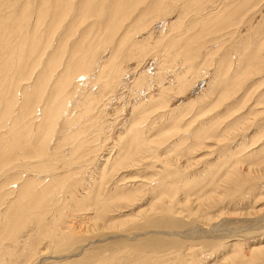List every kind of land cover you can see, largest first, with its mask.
I'll return each instance as SVG.
<instances>
[{"label": "bare ground", "instance_id": "6f19581e", "mask_svg": "<svg viewBox=\"0 0 264 264\" xmlns=\"http://www.w3.org/2000/svg\"><path fill=\"white\" fill-rule=\"evenodd\" d=\"M146 1L12 0L13 11L0 4V248L5 242L0 264L32 261L43 243L83 251L120 221L124 226L118 235L98 242L128 239L123 231L130 228L138 231L133 240L146 232L186 239L264 234L263 208L246 212L239 219L243 226L229 227L241 198L254 196L255 204L264 200V115L252 125H240L245 136L237 143L228 134L223 111L215 114L217 125L209 118L226 97L248 104L243 99L250 78L255 88L264 83V12L248 18L257 2L224 0L215 15L193 14L197 18L184 24L187 13H200L204 2L213 0ZM94 16L89 27L78 30ZM126 20L130 22L124 25ZM161 21L168 27L161 28ZM242 21L243 29H230ZM172 29L175 34L167 37ZM209 35L212 40L228 35L232 43L213 49L205 39ZM158 47L164 59L152 69L144 65L146 70H137L141 56ZM218 52L214 69L205 72L211 65L208 57ZM244 86L241 97L237 91ZM173 90L176 95L171 96ZM256 100L263 104L260 97ZM229 101L228 110L235 106ZM182 103L199 109L190 119L180 117ZM205 140L208 154L227 152L207 160L196 173L198 181H189L179 167L186 152L182 145ZM201 159L193 164L199 166ZM143 165L160 166L153 183L128 172ZM145 201L149 204L141 206ZM138 205L144 208L135 211ZM178 215L193 221L191 227L172 225L171 218ZM161 224L174 229L153 230ZM231 242H215L206 257L213 264H264V236ZM134 245L68 263L44 257L38 264H160L147 258L157 252L159 261L171 259L162 242ZM197 249L189 246L188 255L172 252L176 255L169 264H185L186 259L205 264ZM81 250L55 257L64 261Z\"/></svg>", "mask_w": 264, "mask_h": 264}, {"label": "rangeland", "instance_id": "374dc122", "mask_svg": "<svg viewBox=\"0 0 264 264\" xmlns=\"http://www.w3.org/2000/svg\"><path fill=\"white\" fill-rule=\"evenodd\" d=\"M150 1L151 0H147L146 2H150ZM252 2H257L258 4L255 5V7L252 8L249 11L248 18L250 16H254V14H260L261 11L264 12V0H252ZM12 3H13V5H10ZM224 3H225L224 0L205 1L202 4L200 13L199 12H195V11H190V13H187L186 16L184 17L185 20H182V21H184L183 23L186 24L187 23L186 21H189L190 18H191L190 20H193L192 19L193 17L194 18H197V16H195V15L193 16V14L199 15V17H201V16L204 17L206 15H215L219 11V9L221 8V6L223 7V4ZM0 4H1L2 9L4 11L5 10L13 11L14 8H15V6H16V3L15 2H12V0H0ZM146 4L147 3H145L144 5L139 6V8L133 14V17L130 19V21L133 18H135L136 16H138V14L140 12L139 10L142 7H144ZM214 11H215V13H214ZM197 13H199V14H197ZM209 13H212V14H209ZM177 15L175 16V18L173 19V21H175L176 18H178ZM156 16L157 15H155L152 19H155ZM263 16H264V13H263ZM163 17L164 18H167V17L170 18L169 16H167V17L166 16H163ZM172 17L173 16H171V18ZM33 18H34V16H33ZM33 18L31 20V22L34 21ZM171 18H170V20H171ZM159 19L161 20V18L158 17L155 21L158 22ZM67 20L69 21V19H67ZM95 20H96L95 19V16L94 17H90V19H88V21L86 20L81 25L77 26L78 30H82V29H84L87 26L89 27L92 24V22H94ZM130 21L129 20L128 21L126 20L125 23H124V25L127 24V23H129ZM163 21H165V19ZM163 21H161L159 23V26L161 28L164 27L165 25L168 27L167 24L164 25ZM243 25L244 24H243V21H242V22L238 23L236 25V27L233 26V28H230V29L231 30H233V29L241 30V29H243ZM123 30H124V28H123ZM192 30H195V28L191 29L190 31H192ZM93 33H94V30H92V34ZM141 33H142V31L138 35H140ZM174 34H175V30L172 29L171 31H168L167 32V37H171ZM210 37H211V35L206 36L205 39L209 40V43L211 44V47L213 49H218L219 47L226 48V47H229L230 44L232 43V40L230 39V37L228 35H223L222 38H218V40H212V38H210ZM262 42H264V41L262 40ZM161 51L162 50L159 47L158 48H153L147 54H145L146 56H141V60L139 62V65H138L137 70L141 71V70H146V68H149V69L154 68L158 64L157 62L160 63L164 59L165 52L164 51L161 52ZM160 52H161L162 55L160 54ZM219 56L220 55H219V52H218V55H213V56H209L208 57V59L211 60V65L208 66V67L207 66L205 67V72L212 71L214 69L215 62L217 61V59H218ZM144 58H146L147 60L144 59ZM151 58H152V60L153 59L154 60L153 61L150 60ZM159 58H161V59L159 60ZM156 60H159V61H156ZM147 63H153V64L147 65ZM144 65H145V67L146 66H148V67L145 68ZM250 79H249L250 82L249 81L248 82L251 85L246 83L245 86H247L251 90L249 89L248 94H246L245 95V98L243 99V100H249L248 104L241 105V102L240 101H234L233 99H231L229 101V98L226 97L225 100L223 101V104L219 108L213 109V111L210 112V114H209V118H211L212 119V122L215 123L216 125H217V120L215 118V114L216 113H219L220 111H223L226 114V118H227L226 125L230 129V131H231V132H228V134L229 133L231 134V136L233 137V139H234V141L236 143L237 142H241L242 139L245 136V134L241 132L242 129L238 130V128L240 127V125L243 124V127L245 125H247V126L248 125H252L253 122L254 123L256 122V119L255 118H257V120H258V119H261L262 118L261 117L262 115H264V111H263L264 110V95L262 96V93L264 91V83H262L260 86L258 85V87L255 88V86H257L256 85L257 83L252 84V82H251L252 81V78H250ZM255 80H257V78ZM204 82H206V85L208 84V82L206 80H204ZM245 86L242 89H240L239 91H237V92H241L242 93L241 94V97L244 95V92L246 90V87ZM170 94H171V96L176 95L175 92H174V90L173 91H170ZM233 94H235V93H229L227 96H230V95H233ZM257 94H259L258 96L260 97V99H263V104H258V102H255V100L259 98V97H256ZM238 96H240V94L237 95L236 97H238ZM120 101L121 100H119L118 102H120ZM228 101L230 103L235 104L234 108L228 110V106H229ZM118 102L116 104L117 107L120 106ZM176 102H177V100H176ZM215 103L216 102H214V104ZM189 105L190 104H185V103H182L181 104L180 112H179V116L180 117H182L184 115V117H188V119H190L195 114V112H197V110L199 109L198 105H196L192 109L190 108ZM212 105H210V108H212ZM213 107L215 108L216 106L214 105ZM253 110L254 111L256 110V112L254 113ZM257 110L260 113L258 115L256 114L257 113ZM188 111H190V112H188ZM234 111H236V113H234ZM249 111L252 112V113H250ZM245 112L250 113V115H248V116L247 115H244ZM261 112H263V113H261ZM157 114L156 115L153 114L152 118L155 117V116H157ZM185 114H187V116ZM240 117H244V118L247 117V118L244 121H242V122L239 123ZM164 122L167 123L169 121H165L164 120ZM247 126H245V127H247ZM188 127H189V122H187V123L184 124L183 132H185V129H187ZM163 129H166V130L167 129H170V126L165 125V127ZM245 131H247V130H245ZM249 132H251V130ZM207 142L208 141L205 140L204 142H201V144L200 145H197V146L193 145L192 142H190V144H188L186 142L185 144L182 145V149L186 150V152L184 153V157H182V162L179 165V167L182 168L183 170H185V177L189 181H198V179L196 177V173L198 172V170H200V167H202L203 165L205 166V163H206L207 160H209L210 158L213 159V157H219V158L224 157V155L227 152L226 149H221V150H218L215 153V155L208 154V153L211 152V150L207 148V144H208ZM101 154H103V152H101ZM192 154H194V155H192ZM191 155H192V157L195 156V158H191L190 157ZM197 158L204 159V160H202V159L200 160L201 161V164L199 166H196L195 164H193V161L196 160ZM186 160H188L189 163L188 162L186 163L185 162ZM146 161L149 164V163H151L152 159L149 158ZM243 167L245 168V166H243ZM157 168L159 169L160 166L159 165H156V168H148L145 165H143V166H141L140 169L139 168H137V169L135 168L133 170H128V172H136L137 175H140L142 177L140 179L141 181H144L145 180L147 182H152L153 179H155V177H153V176L155 174V171H157ZM121 172H123L122 174L124 176L128 174L127 170H122ZM211 174L212 173H208L206 175V177L204 179V183L206 182V179ZM115 176H116V173L113 175V177H115ZM113 177H111V178L109 177V180L110 179H113ZM0 184H1V179H0ZM0 192H3V190H0ZM248 196L249 197L241 198L240 201L237 202L236 207L238 209L236 210V212L235 211H232V208L231 207H228V209L233 212L232 215H231V217H230L231 218V220H230L231 221V224H229V227L239 228V226H241V225L243 226V224H245L244 221L243 220H239V219L240 218H245L247 216V213L246 212H249V211L253 210L254 208L255 209H260V208L261 209L262 208L264 209V202H263L264 200H262V202H259L258 201V203L255 204V201L257 199H254V201H253V197L254 196H251V195H248ZM142 203H141V206L144 205V207L149 204L146 201L143 204ZM141 206L138 205V207H136L134 210L136 211V210H138L140 208H144V207H141ZM218 207H216V208H218ZM1 208H3V200L0 201V209ZM127 209H128V207H127ZM130 212H131V210H130ZM130 212H128V213H130ZM230 213L229 212H226L227 215H230ZM234 213H236V214L234 215ZM260 213L261 212H259L258 214H260ZM178 216H176L177 221H176L175 217L173 218L175 221H173V219L171 218L172 225L176 224L175 226L178 225L179 227H184V228L191 227L193 221L191 222V220H189L188 218L181 217V216L178 217ZM123 217H125V216H123ZM222 218H224V217H222ZM195 219L196 218L194 217L193 220H195ZM171 220H170V222H171ZM237 220H239L240 222L237 221ZM262 223H264V222H262ZM262 223H261V225H262ZM127 225L129 227V225H131V224H127ZM114 226H115V228L113 229V231L108 230L104 235L99 236V238L100 239H105L108 235H114V234L118 235L117 233L119 231L117 229L118 228H121L122 226H124V222L123 221H120V222L116 223ZM150 229H152V228H150ZM170 229H174V228L173 227H170L169 224H164V225L161 224L158 229H153V230H155V231H161V230L169 231ZM123 232H125V234L128 235V237H129L128 239L127 238L115 237V238H112V239H108V240H106L104 242H98V239L99 238H97V239H95V242L91 243L90 245L88 244L86 246V248L84 249L85 251L84 250L82 251L81 248L80 249H71V248H69L68 250H65L64 247H62V246H60L58 244L57 245H54L52 247H47V244L46 243H43L42 245L39 246V249H37L36 252H33L32 253V255H35V258L32 261L25 262V263H22V264H38L39 258L42 259L44 257H48L49 258L48 261H51V263H53V261H58V263H66V262L68 263V261H72L73 262V261H77L78 259L79 260L80 259H83L84 256L90 255L89 253H98L101 250L102 251H107V250H114V251H116V250H119V249L123 248L124 246H127V244H130V243H131V245H134V243H136V244H143V243H146V242H152L153 244L161 243L162 242V243L166 244V246H164V248H162V250L165 251V253L167 254V256L169 258H171V259L168 260V258H167V259H163L162 261H159L158 260V257L155 256V254H159V252H157L155 254L152 253L150 255L151 257H147V258H150V260H154L155 262L158 261L160 264H169V263L173 262L172 257L174 255H176V254L175 253H172V252H177V250L179 252H182L183 254L185 253L184 255H188L187 254V252H189L188 247L191 246V245H193V247H195V248H199L200 247V250L197 249L195 254H198V253L201 254L200 256L198 254V256H199V258H201V259H203L205 261V264L206 263L207 264H210V262H211V264H213V262H212L213 260H210L211 257L209 258V257H206V256L209 255L211 253V251L213 250V248H214V245L213 244L215 242H224V241L231 242L232 241L231 243H234V241H238L239 242V240L240 241H245V240H248V239H251V240H254L255 241L256 239L262 238L264 236V234L263 235H259L258 234L259 232L257 234H254V235L253 234H247V233H236L235 235H232V236H229V237L224 236L222 233H213L214 234V237H211V239L210 238H199V237L198 238L194 237L193 239H189V238L186 239L185 236H180V237L177 236V237H174V236H168V235H165V234H162V233L161 234H156V233L155 234H153V233L151 234V232H146L145 235H138L137 238L135 240H133L132 239V236H134L133 234H135L138 231H136V230L133 231L130 228V231L127 230V229H125V231H123ZM251 236H253V237H251ZM130 237H131V239H130ZM243 237H246V238L243 239ZM119 240H121V241H119ZM3 243H4L3 246H1V248H0V255L3 252V250H4L3 247L5 246V242L3 241ZM220 244H223V243H217L215 246L220 245ZM212 245H213V247H212ZM133 248L136 249L135 247H133ZM166 248H169V250H167ZM183 248H186V249H183ZM80 250H81V253H82L81 255H79V256H75V255L74 256H71L70 258H68L67 260H64V261L61 260V259L57 260L58 258L55 257V256H58V255H66V254L68 255L71 252L72 253L73 252H77L78 253V252H80ZM137 251H141L142 252L143 250L136 249V252ZM207 251H209V252H207ZM152 256H155V257H152ZM229 260H230V257H229ZM97 261H99V259ZM184 262H185V264H193L190 261V259L189 260L186 259V260H184Z\"/></svg>", "mask_w": 264, "mask_h": 264}]
</instances>
